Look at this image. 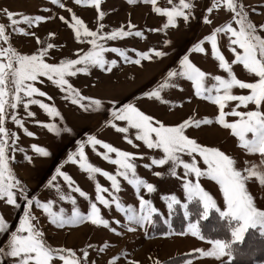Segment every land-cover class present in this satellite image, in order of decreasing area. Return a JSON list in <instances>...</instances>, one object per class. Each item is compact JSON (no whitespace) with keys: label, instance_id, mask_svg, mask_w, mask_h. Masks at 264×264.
Returning <instances> with one entry per match:
<instances>
[{"label":"snow or ice","instance_id":"6c2138e0","mask_svg":"<svg viewBox=\"0 0 264 264\" xmlns=\"http://www.w3.org/2000/svg\"><path fill=\"white\" fill-rule=\"evenodd\" d=\"M77 5H89L94 7L98 13L96 30H91L71 8L66 10L71 15L69 21L63 15L59 19L74 33L75 41L81 45H88L87 49L79 48L76 51V58H62L58 62H46L51 56L50 50L54 48V43L42 40L37 37L39 48L32 54H22L10 43V33L6 30V25L0 23V201L6 205L21 208L19 201H24L23 214L14 230L10 231L9 238L4 246H0V264L5 259H10L11 264H90L89 251L81 249L82 257L71 248L54 247L48 243L45 233L40 226L38 217L33 213V206L42 210L47 221L59 229L66 226L75 227L85 222L91 225L110 229L116 232L110 220L102 216V205L105 210L111 212L112 208L123 214L126 221L124 227L127 231H136V226L147 231L149 226H154L156 217L160 215L158 209L153 205L151 199H145L141 194L142 190L148 194L154 193L156 186L140 177L137 173L136 160L143 159V156L121 150L111 143L105 142L96 135H88L86 139L76 142L77 147L74 152L67 156L66 162L78 164L79 169L87 174L89 180L94 182L95 199H91L89 194L82 190L73 178L62 171V166L55 168V174L47 181V188L55 189L59 201L69 202L72 205L71 212H66L64 207L54 210L56 203L52 199L42 202L37 196L30 195L26 185L17 177L12 164L15 161L16 152H24V159L33 163V157L26 153L23 147L18 145L19 137L15 131H10L6 127V122H11L23 130L28 137L35 134L25 127V119L21 117L17 109L23 106L26 117H34L35 113L29 110L30 105H36L52 122H42L37 120L42 128L49 133L60 136L61 133H71L72 129L66 124H58L56 118L63 122L64 117L54 104L46 103L38 97H47L53 100L46 92L36 87V82H43L46 78L51 85L55 86L62 95V99L69 101L72 105L78 106L85 112H100L104 107V102L100 98H93L82 94L81 90L74 87L69 78L77 77L78 74H90L93 68H98L103 72L111 73L117 66L116 59L106 58V53L117 54L125 63L142 66V61H151L157 58L166 57L168 54L163 50L150 47L144 51L135 52V58L128 54V50L123 47H108V42L117 41L129 36L144 37L142 31H133L135 25L128 22L127 29L124 27L113 28L111 31H104L105 24L102 23L105 13L101 11V0H74ZM129 4H136L138 0H127ZM144 3L152 6V11L161 17L166 18L159 28L151 29L152 32L164 33L167 36L169 30L177 29L178 21L182 18L187 24L193 18L195 9L194 0H167L170 7L157 6V0H143ZM51 4L59 8H65L62 0H51ZM224 8L231 13V18L227 23L215 27L210 34L205 35L198 42L194 43L188 50L189 53H206L205 44H210L211 56L218 61L220 70L226 73V78L221 75H211L203 71L189 58L188 54L179 59L178 67L168 70L163 78V82L158 83L154 88L145 91L143 96L148 99H155L161 103H168L162 97L165 89L179 87V80L185 79L191 82L197 98L210 101L218 106L219 112L215 117V122L224 129L230 130L233 137L238 141V147L244 149L248 154H259V161H244L243 167H237L238 160L226 154L215 146H205L197 142L195 138H189L185 134L186 129L191 127L200 128L202 125H211L213 120L205 117L194 119L188 117L179 124L168 126L152 115L145 114L134 103H126L117 106L115 102L111 110V118L106 121V126L111 127L117 133L124 134V140L133 147V139L129 137L130 131L134 133L136 141H140L149 150H159L162 156L149 157L150 164H143L144 168L152 166H167V175L171 178L181 180L184 200L179 199L175 194L161 197L165 200L168 208L169 218L164 220L171 229L170 217L177 207L183 209V216L188 220L185 231L174 233L169 231L168 235H188L205 240L202 234L200 220L207 219L210 212L215 210L221 218L229 221L230 239H207L211 245L208 250L195 249L194 253L200 257H214L221 259L232 257V249L235 245L243 242L247 230L257 228L264 233V210H261L255 203L253 195L250 194L246 186L252 182L253 178L264 186V36L260 35V30H264V23L259 27L249 19L248 11L242 0H212L211 6L207 8L208 13L214 9ZM47 12L49 9L45 8ZM7 20L13 33L24 36L35 35L19 25L32 26L40 25L51 17L44 15H20L4 10ZM203 23L212 25L213 20L208 15L203 16ZM235 24V27L233 26ZM50 37L54 33L48 34ZM227 38V47L234 55V59L229 62L219 47V40ZM170 39H164L163 44H171ZM6 45V46H5ZM234 65L242 66L246 75L251 76V81L238 78L234 72ZM209 80L211 83L209 84ZM248 90V94L235 95L233 89ZM183 90V89H181ZM238 102L236 107L226 112L229 102ZM254 105L255 110L238 111L237 108ZM237 117L238 119L229 122L226 116ZM117 121L125 123V126H118ZM86 146H91L93 153L100 156L104 161L115 165V173H111L95 166L89 162L86 155ZM104 151H98V147ZM32 152L39 157H49L50 151L45 146L32 144ZM110 154H114V157ZM185 157L190 158L185 159ZM202 160L203 168L198 164V159ZM182 169V175L178 172ZM97 174L106 178L110 182V188L102 186L97 181ZM158 178L165 176L164 172L153 173ZM58 177L62 178L68 187L65 193ZM191 177V178H190ZM130 185L139 201V207L132 204L125 205L119 193L122 191L120 179ZM207 178L218 185L219 192L222 193L224 209L220 210L217 201L208 191L202 187V179ZM72 193H78L79 197L87 201L88 210L82 212L77 205V198ZM107 194V197L105 196ZM110 197V198H109ZM190 205L199 206L198 219L191 220L192 212ZM235 221L237 223L232 224ZM120 224V220L115 221ZM9 224L5 217L0 215V235L9 232ZM89 248L91 245L88 246ZM108 247L105 243L99 251H104ZM126 255V253L124 254ZM119 256H113L107 264H118ZM91 264H95L92 261ZM129 264H138L137 261H129ZM153 264H160L159 260ZM182 264H192L191 259H184Z\"/></svg>","mask_w":264,"mask_h":264},{"label":"rangeland","instance_id":"374dc122","mask_svg":"<svg viewBox=\"0 0 264 264\" xmlns=\"http://www.w3.org/2000/svg\"><path fill=\"white\" fill-rule=\"evenodd\" d=\"M62 2L65 4V8H59L51 4V0H0V23L5 24L6 28L10 27V22L4 13L5 9L16 13V18H19L20 15H44L51 17V19L42 22L38 26H32L31 29L27 25H19V27H24L27 31L35 33V35L24 36L6 29L9 33L11 32L10 43L12 46L22 53L24 49H28L34 40L35 45L37 44V37L43 39V34H46V40L49 41L50 36L48 34L56 30V34L51 36V41H49L55 43L54 48L51 50L53 54H58L59 48L62 47L60 41H62L63 37H65L66 43V58H76L75 54L79 48L83 47L86 50L89 46L76 42L74 33L59 19V16L63 15L70 21L72 13L66 9L71 8L72 12L84 20L91 30H96L98 13L94 7L77 5L74 0H62ZM173 2L178 3V0H173ZM194 3L193 18L187 24L181 18L178 21V28L169 30L167 36H165L164 33L152 32L150 30L161 27L166 18L154 13L152 6L144 3L143 0H138L136 4H129L127 0H101V11L105 13V17L101 21L105 24L104 31H111L113 28L122 26L125 30H128L127 25L130 21L131 24L135 25L133 31H142L144 33L143 38L133 35L117 41H110L108 42V47L126 48L128 54L133 58H135L133 49L144 51L150 47L163 50L168 55L151 61H142V66H136L125 63L117 54L106 53V58L118 61L117 66L111 73L93 68L90 74H78L77 77L69 78L74 87L80 89L83 95L103 100L104 107L100 112L83 111L78 106L72 105L69 101L63 100V94L54 93V88H52L51 93L46 92L49 96L53 97V100L49 101L47 97H43L44 102L54 104L59 108V111L61 110V114L64 117L61 126L66 124L72 129V132L61 133L60 136H56L53 133L41 136L42 132L37 135L35 134L34 137H25V134H21L24 137H19L18 145L23 147L26 153L33 157V163L29 164L24 159V152H16L15 161L12 164L17 177L26 185L30 195L37 196L42 202L52 199L56 202L54 210L58 211L59 207H64L66 212L70 213L72 205L69 202L59 201L55 189L47 188L46 185L51 176L55 174V168L62 166L61 170L68 173L76 184L89 194L91 199H95L94 182L89 180L87 174L79 169L78 164L66 162L68 154L75 151L77 141L86 139L88 135H96L97 138L111 143L121 150L135 153L138 157L142 155L143 159L138 158L135 161L137 173L143 179L154 184L157 190L152 194H148L142 190L141 194L144 195L145 199H151L153 205L158 209L160 215L155 218L156 223L160 222L165 231L160 235L151 236L153 226H149L147 231L144 228L136 226V231L129 232L124 227L126 221L122 213L117 212L114 207L109 212L99 204L98 207H101L102 216L110 220V223L116 228V232L119 235L102 226H93L90 222H85L75 227L66 226L63 229H59L47 221L46 215L42 213V210L36 209L33 206V213L38 217L40 226L45 233V238L50 245L71 248L80 257L83 255L81 249H87L89 251L88 259L90 264L92 261H95V264H107V261L113 256H119L118 264H129V261L133 260L137 261L138 264H153L156 260H159L160 264H182L184 259H191L192 264H225V261L229 260L228 257L216 259L214 257H200L194 253L195 249L199 248L206 251L211 247L206 239L201 240L190 234L184 236L176 234L164 235V233L169 231H173L174 233H179V231H176L172 224L171 229H169L168 224L164 223V220L169 218V214L167 204L161 197L175 194L183 201L184 194L181 180L169 177L167 175V166L144 168L143 164H150L149 157L156 156L159 158L162 156V153L159 150L147 149L142 142L135 140L134 133L130 131L129 137L137 145V147H133L124 140V134L117 133L111 127L106 126V121L111 118L113 107V104L110 102H115L117 106L134 103L145 114L152 115L168 126L179 124L188 117H193L194 119L208 117L213 120L211 125H202L198 129L191 127L186 129L185 134L189 138H195L202 145L218 147L226 154L236 158L239 162L237 167H243L246 160L259 161V154L246 153L244 149L238 147V141L232 136L230 130L224 129L215 122V117L219 112L218 106H215L210 101L197 98L190 81L180 79L179 87L165 89L162 92V97L168 103H161L154 98L150 100L143 96L145 91L163 82L166 72L177 68L179 59L185 54H188L192 62L206 73L221 75L226 78V73L218 67V61L211 56L210 44L206 43L204 45L206 48L205 54L189 53L188 50L205 35L210 34L215 27L227 23L231 18V13L224 8L214 9L212 13H208L207 8L211 6L212 0H194ZM242 3L248 11L249 19L253 23L258 27L264 23V0H242ZM157 6L170 7L171 5L167 3V0H157ZM45 8L49 9V11H43ZM204 15H208L213 20L212 25L203 23ZM233 26L235 27V24ZM259 34L264 36V30H260ZM164 39H170L172 43L164 46ZM218 43L222 54L231 62L234 59V55L227 47V38H221ZM53 54L50 56L51 59L46 62H57ZM62 58H64V55ZM233 68L238 78L251 81V76L246 75L242 66L234 65ZM210 83L211 80H209ZM233 94H248V90L235 88L233 89ZM58 102H61L60 106ZM237 103L235 101L229 102L225 111H230L231 108L236 107ZM29 110L34 111L31 105ZM237 110H255V106L250 104L246 108L241 106ZM17 112L25 119V124L27 121L34 122L33 117H26L22 105L18 107ZM39 115L45 120L43 122H52L43 113V110L39 111ZM236 119L238 118L231 115L226 116V120L229 122ZM58 120L60 119L56 118L55 122L58 123ZM116 123L118 126H125L124 122L117 121ZM6 127L12 131L13 123L10 119L6 122ZM32 144L47 147L51 155L46 158L36 156L31 150L30 146ZM97 147L98 151H104L99 146ZM85 151L89 162L106 171L115 173L116 166L104 161L100 156L93 153L91 146H86ZM110 155L114 157V154ZM185 159L190 160L188 157H185ZM197 159L198 164L203 168L202 160ZM157 171L164 172L165 176L162 179L156 177L153 173ZM178 172L182 175V169H178ZM118 179H120L122 187V191L118 194L121 201L125 205L132 204L138 208L139 201L136 198L134 189L123 178ZM97 181L102 186L110 188V182L99 174H97ZM57 182L60 183L65 193L69 191L62 178L58 177ZM201 183L202 187L213 195L220 210L223 211L225 206L218 185L207 178H203ZM246 186L249 188L250 194L253 195L254 203L261 210H264V186L260 185L259 181L255 180V178ZM72 195L77 198V205L80 210L86 213L89 207L87 201L79 197L78 193H72ZM105 196L107 197V194ZM19 202L21 203V208L16 209L14 206L6 205L3 201H0V215L5 217L10 226L9 232L0 235V246L5 245L10 231L15 229L19 217L23 214L24 201ZM116 220H120L121 223L116 224ZM170 223H172V215ZM186 228L187 224H185L183 231ZM105 243L108 244V247L104 251H99ZM89 245H91L90 248L88 247ZM125 253L126 255H124ZM3 264H11V260L5 259ZM58 264H62V262H58Z\"/></svg>","mask_w":264,"mask_h":264},{"label":"trees","instance_id":"16d2710c","mask_svg":"<svg viewBox=\"0 0 264 264\" xmlns=\"http://www.w3.org/2000/svg\"><path fill=\"white\" fill-rule=\"evenodd\" d=\"M192 212L191 220L194 222L198 219L199 206L190 205ZM188 223L183 216V209L177 207L172 214V226L176 231H183L185 224ZM202 234L207 239H230L229 221L221 218L219 213L212 210L207 219L199 221ZM232 224L237 222L232 221ZM164 227L157 222L152 229L151 236L160 235L164 232ZM264 263V233L257 228H249L245 234L242 243L237 244L232 249L230 264H263ZM229 264V260L225 261Z\"/></svg>","mask_w":264,"mask_h":264},{"label":"crops","instance_id":"0c3cea01","mask_svg":"<svg viewBox=\"0 0 264 264\" xmlns=\"http://www.w3.org/2000/svg\"><path fill=\"white\" fill-rule=\"evenodd\" d=\"M60 24V23H59ZM61 27V25H60ZM6 29H10L12 30L10 27H7ZM63 31V30H62ZM12 32V31H11ZM10 32V33H11ZM52 33L56 34V30L53 31ZM59 34V32H58ZM43 39L42 40H46V34H43ZM51 41V37H50V40ZM62 43V47L59 48L58 50V54H53L52 51L50 50L51 54L55 55V61H59V59H62L63 55H64V58H66V43H65V37L62 38V41H60ZM55 44V43H54ZM39 48V45L38 43L35 45V40L31 43V45L28 47L27 50L24 49V51L22 53L24 54H32L34 53L37 49ZM51 59V57L47 58V60L49 61ZM46 60V61H47ZM36 87L40 88L41 91H44V92H47V93H51L52 92V88H54V93H60L59 90L57 88H55V86L51 85V83L49 81L46 80V78H43V82H36L35 84ZM38 99H41L43 100V97H36ZM44 101V100H43ZM61 102H58V105L60 106ZM31 107L34 109V113H35V116L32 118L34 119V122L31 123L32 121H27L26 124H25V127H27L30 131H32L34 134H38V133H41V136L44 135V134H47L49 133L46 129L42 128L41 129V125L40 124H37L36 121L39 120V121H42L44 119L41 118V116L39 115V111L41 110L38 106L36 105H31ZM59 109V108H58ZM61 112V110H60ZM47 120V119H46ZM45 121V120H44ZM58 124H61V121L58 120ZM12 131H15L18 135V137H28L26 135H21V134H24L23 130L20 129L18 126L14 125L13 124V128H12ZM20 135V136H19Z\"/></svg>","mask_w":264,"mask_h":264}]
</instances>
